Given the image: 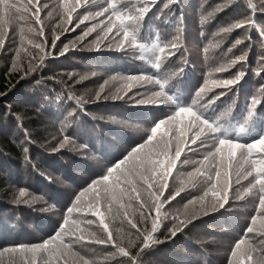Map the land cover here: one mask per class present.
Masks as SVG:
<instances>
[{
    "label": "trees",
    "instance_id": "16d2710c",
    "mask_svg": "<svg viewBox=\"0 0 264 264\" xmlns=\"http://www.w3.org/2000/svg\"><path fill=\"white\" fill-rule=\"evenodd\" d=\"M144 2L150 3V0H121L130 9L142 6ZM204 2L206 0H158L141 25L137 43L123 49L116 46V41L96 43L99 28L83 36L93 24L106 20L105 16L95 14L107 7V0H82L81 7L77 9L79 15L73 14L68 31L63 30L61 0L41 3L47 7L40 12V25H36L34 18L29 16L9 29L5 45L0 49V92L7 93L0 96V250L42 243L54 235L63 224L64 217L69 215L67 208L75 203V196L146 140L155 123L166 119L178 107L200 106L194 110H202V118L222 125L215 134L220 138L246 144L264 136V102L251 116L248 115V105L253 96L264 101V71L256 75L261 66L260 57L264 56L254 43L260 34L257 24L250 29L245 25L239 27L241 30H233L223 53L227 59H220L218 64L209 68L201 83L197 81L199 77L190 74L191 64H187L180 52L183 37L186 38L190 27L199 29L202 26L201 19L195 17L191 21L189 14ZM240 4L228 5V12H236ZM242 5L249 11L244 12L245 17L258 13L250 11L253 8L248 1ZM210 10L217 13L216 17L199 32V36H208L207 41H211L207 31H211L214 21H217L215 27L220 22H227L225 26L231 24L226 19V8L220 12L214 4ZM84 16L89 19L84 20ZM201 18L206 25L209 19L205 20L204 15ZM20 27L24 28L23 41L20 39ZM41 27L43 36L37 34ZM245 28L247 30L244 31ZM56 36L59 39L53 46ZM176 37L175 54L169 55L170 42ZM238 40L241 43L234 44ZM33 42L44 44V51L34 48ZM160 47L165 51L160 55V68H156ZM242 54H247V74L237 86L238 90L227 92L214 87L213 80L228 78L242 65L237 64L223 72L216 69ZM30 63L35 70L21 79ZM86 71H98L107 77L121 79L114 85V91L105 93V96L119 94L123 99L102 97L97 100L79 92L72 77ZM161 73L169 77L164 91L172 102L165 108L156 106L160 101L155 100L154 95L160 91L154 81ZM128 76L144 79L139 83L133 82L134 86L125 95L124 91L118 90L125 88ZM206 81L210 90L197 98L196 92ZM142 89L146 92L136 96V91ZM221 92L226 94L210 106L203 107ZM212 94L215 95L209 99ZM77 99L83 102L82 105H77ZM141 100L144 103H139ZM193 131L189 132V137ZM202 139L203 144L200 140L195 143L189 140L184 146L162 197L164 200L179 192L175 199L164 202L159 213L165 219L155 235L163 242L143 252L139 264H228L232 247L245 237L256 199L245 191L248 180L241 179L237 184L233 175L229 201L224 208L211 210L213 198L209 195L203 202L208 207L207 211L193 216L174 239L168 238L172 218L184 219L182 206L190 202L189 199L196 200L206 190L203 172L211 165L205 162L202 166L201 161L208 151L214 150V140L212 134ZM65 140L67 142L61 148L60 144ZM197 168L201 171L197 172ZM21 189L26 190L25 197L19 196ZM237 196L242 198L237 199ZM17 199L21 200L19 205L15 204ZM137 207L133 201L128 210L131 212ZM151 215L156 216L157 213L153 211ZM70 219L84 221L80 226L86 228L84 239L72 244L77 257H83L89 264H131L127 257L119 255L113 244H98L89 239L88 233L105 235L98 226V218L90 213L74 211ZM89 219L94 221L92 225H86ZM122 219L114 209L106 222L115 242L136 254V231ZM65 240L68 242V238ZM219 254L224 258L218 257ZM77 257L70 258L73 264H79ZM0 264H11L8 252L0 257Z\"/></svg>",
    "mask_w": 264,
    "mask_h": 264
},
{
    "label": "snow or ice",
    "instance_id": "6c2138e0",
    "mask_svg": "<svg viewBox=\"0 0 264 264\" xmlns=\"http://www.w3.org/2000/svg\"><path fill=\"white\" fill-rule=\"evenodd\" d=\"M158 0H150L144 2L142 6L129 8L128 4H122L121 0H107V7L97 12L95 16H105L106 20H100L98 24H93L84 33L83 36L89 35L91 32L100 29L97 35L96 43L100 41H116V46L123 49L125 46H133L137 43V37L141 29V25ZM178 2V0H175ZM82 0H61L60 8L62 9V20L64 31L70 30L67 26L72 25L73 14H77V9L81 7ZM46 4H41V0H0V49H3L8 31L13 25H18L20 20H26L29 16L34 18L36 25L41 24L40 12ZM253 10L256 5H252ZM95 16L93 18H95ZM89 19L84 16V20ZM245 25L255 27L256 22L252 17H245L244 20L238 21L232 27H244ZM79 25H76L78 27ZM232 27L222 29L223 32H230ZM31 31V29H29ZM264 34V29H261ZM20 39H24V28L20 27ZM39 36L44 35V29L41 27L37 33ZM82 38V37H81ZM56 36L52 45L55 46ZM178 37L174 38L169 48V55L175 54ZM241 43V41H237ZM33 47L40 52L44 51V44L34 43ZM65 45V49H67ZM165 51L164 47L158 49L156 56V68H160V55ZM231 51V49H229ZM63 54V53H62ZM43 57H41V60ZM237 64H241L234 74L228 78L213 80L211 83L216 88H223L229 91L238 90L237 86L246 76L247 54H242L232 59L226 66L221 65L216 71H227ZM260 69L256 71V75H260L264 71V56L260 57ZM34 66L30 63L28 70L21 76H26L34 71ZM115 79V78H113ZM128 83L124 89L118 91H130L134 83L141 82L144 78L139 76H128L125 78ZM149 79H151L149 77ZM169 77L161 73L160 77L154 81L159 86L160 91L154 93L156 96L165 98L168 102L171 97L165 94V85ZM208 88V82L196 92V97L201 98ZM103 86L100 92L96 94V99L100 100ZM226 92L219 93L212 98L203 107L206 108L225 95ZM7 93L0 92V96ZM123 99L122 95L116 94L111 97H103V99ZM264 102L253 96L248 105V115L251 116L257 106ZM77 105H82V101L77 99ZM139 103H144L143 100ZM200 106L193 104L188 107H178L166 119H160L151 128V134L147 139L131 150L123 159L111 168L107 169L106 174L100 178L93 180L90 185L85 187L78 195L75 196V203L67 208L69 215L63 219V224L59 230L50 238L42 243L27 245L21 244L0 250V257L4 252H8L11 257V264H73L71 257H77L72 251V244L84 239L86 228L80 225L81 220L70 219L74 211L90 213L92 217L98 218V226L105 234L97 236L95 233H88L89 239L98 244H113L117 252L122 257H127L131 264H139V257L146 250L150 249L154 244L162 243L155 235L161 229L163 219L159 215L161 208L166 200L175 199L179 195L176 192L171 197H165L162 200L164 191L168 187L169 177L173 173L177 160L180 159L184 146L189 140L195 143L197 140L203 144L202 137L212 134L214 150L208 151L201 165L205 162L210 167H205L203 175L205 177L206 190L203 195L198 197L201 206L206 197L211 195V210L216 211L222 209L229 201V191L232 188V176H236L235 183L239 184L241 179L248 180V187L245 189L256 199L254 214L251 216L250 224L245 230V237L239 239L231 249L228 264H264V136L250 142L240 143L227 138H220L215 135L219 128V123H212L208 119L202 118V110H194ZM194 130V131H193ZM193 131L191 137L189 132ZM67 140L60 144L63 148ZM26 151V150H25ZM197 172L201 168L196 169ZM250 178V179H249ZM20 197L26 196V190L21 189ZM241 199V196H237ZM138 204L129 212L132 202ZM192 201L190 203H195ZM21 203L20 199L15 201L16 205ZM27 203V201H25ZM106 206V207H105ZM187 207V206H186ZM102 208L105 210L102 211ZM122 216V222L127 221L131 229H135L137 241L136 247L138 251L132 254L130 248L116 243L113 232L109 229L106 222L108 216L113 214ZM155 211L156 216L151 213ZM131 217V218H130ZM171 228L168 229V238L174 239L178 233L182 232L187 224L191 222L192 217L185 213L184 219L173 217ZM93 220L86 221V225H92ZM119 231V230H117ZM251 234V235H249ZM74 237V239H73ZM65 238H68L66 242ZM132 243V242H130ZM43 254V255H42ZM39 258V260H38ZM79 264H89L88 260L83 257H77Z\"/></svg>",
    "mask_w": 264,
    "mask_h": 264
},
{
    "label": "rangeland",
    "instance_id": "374dc122",
    "mask_svg": "<svg viewBox=\"0 0 264 264\" xmlns=\"http://www.w3.org/2000/svg\"><path fill=\"white\" fill-rule=\"evenodd\" d=\"M48 0H41V3H46ZM248 1L252 5H256L255 10H250L251 12H258L252 14L250 17L256 22L257 27L259 29V37L254 41L255 45H257L258 49L264 54V34H262L261 29H264V0H206L201 7H197L196 9L189 14V17H192L193 21L195 17L198 19H201V27L195 28L190 27L189 33L186 35V38L183 37L184 44L181 46L180 52L184 54V57L187 61V64L190 65V74L195 75L198 79L197 81L200 83L203 81L204 76L207 74V70L209 68H212L215 66V64H218V61L220 59H227V56H223L224 50L227 49L228 43L227 38H231V34L233 30H241L239 27H232L235 23L238 21H242L245 18V13L249 12L247 11L242 3ZM240 4L237 11L232 13L228 12L229 6L232 5L236 6L237 4ZM216 4L217 8L220 9V12L226 8V19H228V22L231 23L229 26H225L227 22H220L216 25L217 21H214L212 24V29L207 31L209 32L210 40L207 41L209 38L208 36L202 37L199 36L200 29L203 31V28H207L209 24H211V19H214L216 17L215 12L213 10H210L211 7ZM219 5V7H218ZM245 12V13H244ZM202 15H204V19H209L208 23L206 25H203ZM186 16V15H185ZM249 17V16H248ZM243 18V19H242ZM259 20L263 21L260 22ZM259 24V26H258ZM200 25V24H199ZM232 27V30L230 32H223L222 29ZM251 26H249V29ZM247 30V28L244 29V31ZM182 32V31H181ZM186 33V32H183ZM182 36V35H181ZM246 37V36H245ZM251 36H249L250 38ZM206 38V39H205ZM235 38H233L234 40ZM235 42L234 44H236ZM232 43V47L234 46ZM114 77H107L106 75L102 74L98 71H86L83 72V74H79L76 77H72L73 83H76L78 88V91L83 93L86 97L89 98H95L96 94L100 92L101 87L103 86V92L101 93V97H105V93L111 94L114 91V85L118 84L121 79H113ZM200 84H198L197 88ZM145 89L137 90V95H142L145 93ZM194 91L190 94L193 95ZM209 99H211V97ZM155 100L160 101L156 106L160 105L162 108H165L167 106H171L172 102L169 100L168 102H165V98H158L156 96ZM190 179V176L188 177ZM187 178V179H188ZM188 179V181H189ZM195 184V183H194ZM233 186V185H232ZM190 202L196 201L195 203L187 202L182 207L184 209V213H187L189 216L193 217L201 213H205L207 211V208L203 203L204 207L201 206V202L196 200L189 199ZM174 203V202H173ZM172 203V204H173ZM179 203V202H177ZM187 206V207H186ZM177 210V207H176ZM218 257L224 258L223 254H219Z\"/></svg>",
    "mask_w": 264,
    "mask_h": 264
}]
</instances>
